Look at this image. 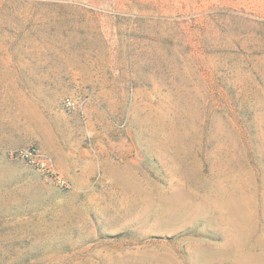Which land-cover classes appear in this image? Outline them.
<instances>
[{
    "label": "rangeland",
    "instance_id": "1",
    "mask_svg": "<svg viewBox=\"0 0 264 264\" xmlns=\"http://www.w3.org/2000/svg\"><path fill=\"white\" fill-rule=\"evenodd\" d=\"M0 264H264V0H0Z\"/></svg>",
    "mask_w": 264,
    "mask_h": 264
},
{
    "label": "built area",
    "instance_id": "2",
    "mask_svg": "<svg viewBox=\"0 0 264 264\" xmlns=\"http://www.w3.org/2000/svg\"><path fill=\"white\" fill-rule=\"evenodd\" d=\"M63 104H64V108L67 110V111H74L76 110L78 107H81L82 106V102H79V101H76V100H73V99H65L63 101ZM18 156H20L21 158H23L24 160H26V162L30 163V164H39L41 167H44V164L43 162H40L39 160H37V151L34 150V149H31V150H25V151H19L17 153ZM58 183L61 184V181L58 179Z\"/></svg>",
    "mask_w": 264,
    "mask_h": 264
}]
</instances>
